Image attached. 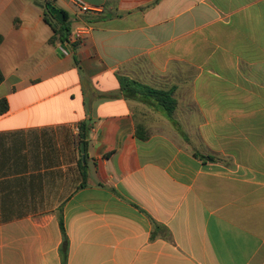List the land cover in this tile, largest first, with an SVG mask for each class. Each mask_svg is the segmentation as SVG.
I'll return each mask as SVG.
<instances>
[{"label":"crops","instance_id":"crops-1","mask_svg":"<svg viewBox=\"0 0 264 264\" xmlns=\"http://www.w3.org/2000/svg\"><path fill=\"white\" fill-rule=\"evenodd\" d=\"M81 1L0 0V264H264V0Z\"/></svg>","mask_w":264,"mask_h":264},{"label":"trees","instance_id":"trees-1","mask_svg":"<svg viewBox=\"0 0 264 264\" xmlns=\"http://www.w3.org/2000/svg\"><path fill=\"white\" fill-rule=\"evenodd\" d=\"M45 4L47 5V3ZM62 14V23L50 22L48 18V10L44 11V20L50 25L53 30V36L51 41H58L61 44L67 41L70 36V24L67 14L65 12H62ZM1 41L2 37L0 36V44ZM72 47L73 46H71V48ZM2 81L3 75L0 72V83ZM118 82L120 85V91L122 92L124 98L138 100L139 102H143L146 105H151L152 107H154L155 111L160 112L167 119L171 120L173 118V114L177 107V102L174 98V92L172 90L153 88L148 85L142 84L136 80H133L127 76H118ZM6 110V100L2 99L0 100V114L5 113ZM137 131H139V128H136V132ZM194 156L203 162L214 161L213 158L209 155H201L197 152H194Z\"/></svg>","mask_w":264,"mask_h":264},{"label":"built area","instance_id":"built-area-1","mask_svg":"<svg viewBox=\"0 0 264 264\" xmlns=\"http://www.w3.org/2000/svg\"><path fill=\"white\" fill-rule=\"evenodd\" d=\"M74 4L78 7L79 11L82 13L91 12L90 8L86 6L81 0H74ZM84 33L81 32H74L71 34L67 41L62 43L59 47V52L63 56H68L71 54V46L79 41V38L81 39L83 37ZM78 39V40H76Z\"/></svg>","mask_w":264,"mask_h":264},{"label":"water","instance_id":"water-1","mask_svg":"<svg viewBox=\"0 0 264 264\" xmlns=\"http://www.w3.org/2000/svg\"><path fill=\"white\" fill-rule=\"evenodd\" d=\"M39 8H42L44 10H48V18L50 22H58L62 23L63 22V14L62 12L56 10L53 6L50 4L43 5V4H38L35 3ZM81 153H84V146L81 144Z\"/></svg>","mask_w":264,"mask_h":264}]
</instances>
